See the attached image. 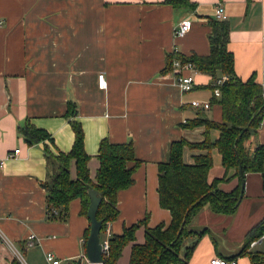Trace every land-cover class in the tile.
Wrapping results in <instances>:
<instances>
[{
    "label": "crops",
    "instance_id": "0c3cea01",
    "mask_svg": "<svg viewBox=\"0 0 264 264\" xmlns=\"http://www.w3.org/2000/svg\"><path fill=\"white\" fill-rule=\"evenodd\" d=\"M163 1L0 0V232L9 241L0 243V264L14 259L49 264L47 253L58 264H89L84 258L89 221L80 214V201L70 203L66 222L45 220V191L40 185L46 178L43 145L28 147L23 141L17 128L25 120L52 136L54 145L47 146L53 153H68L74 135L63 116L67 102L75 103L92 181L99 167L100 141L132 142L141 164L133 173V184L118 193V219L107 226L110 235H121L124 227L146 216L150 228L170 223V213L158 204V165L168 162L172 142L203 141L204 127L182 129L181 124L203 117L221 121L220 107L211 105L212 77L196 72L193 90L182 93L172 75L160 74L175 50L187 57L209 55L208 22L217 5L227 16L228 51L236 76L246 81L255 75L258 84L264 83V0H190L196 5L193 11ZM183 21L190 23L189 31L176 38L174 32ZM193 101L201 107H193ZM204 104L211 106L205 109ZM218 136L219 131L210 130L211 142ZM251 143V150L264 145V126ZM15 150L19 152L13 155ZM199 154L204 152L185 148L184 164L193 165ZM211 155L208 183L222 179L225 172L217 150ZM70 177L75 179L73 162ZM217 188L235 193L240 190L239 176ZM263 218L262 176L245 173L243 196L232 216L205 207L191 220L190 229L206 228L208 233L198 241L188 264L234 257L236 264H252L237 254ZM30 234L35 244L27 248ZM135 240L143 243L142 227ZM130 252L128 245L116 264H128Z\"/></svg>",
    "mask_w": 264,
    "mask_h": 264
},
{
    "label": "trees",
    "instance_id": "16d2710c",
    "mask_svg": "<svg viewBox=\"0 0 264 264\" xmlns=\"http://www.w3.org/2000/svg\"><path fill=\"white\" fill-rule=\"evenodd\" d=\"M161 4L192 11L196 8L190 0H164ZM208 24L211 29L209 55L187 57L179 53L169 54L160 74L171 76L173 62L178 60L182 66L190 63L198 73L212 77L211 105L217 104L220 107L221 121L217 123L203 117L180 125L182 129L204 127L205 132L203 141L199 143H189L184 139L172 142L168 162L158 165V204L161 209L170 213V223H160L150 228L146 216L144 220L124 227L121 235H110L107 239L108 253L101 264H116L128 245H131L128 264H188L198 241L208 233L206 228L190 229L191 220L205 207L214 214L226 216H232L236 212L239 189L235 193L226 194L217 187L221 182L238 177L239 164L242 166L243 176L245 173H259L262 176L264 193V145H256L251 150V141L262 126L264 83L258 84L255 75L246 81L236 76L234 57L228 51V22L214 18L209 19ZM222 76L226 77V81L218 88L219 96H215L214 83ZM76 117V104L67 102L63 118L74 135L73 145L68 153H53L47 146V143L54 145L52 136L35 127L29 120H25L17 128V132L28 147L43 145L46 178L40 185L45 191V220L66 222L73 200L80 201V214L86 216L89 206L87 192L95 190L102 198L96 217L102 222L100 240L103 241L108 224L118 219V193L133 184V173L141 162L135 158L131 141L110 144L104 139L99 143V167L92 181L88 169L90 157L84 150V132L81 124L75 120ZM210 130L219 131L218 139L214 142L210 140ZM185 148L202 151L204 154L195 156L193 165H186L183 161ZM214 149L221 156L225 172L222 179L208 183V172L212 168L211 153ZM71 162L75 166V179L70 177ZM141 227L144 229V241L136 244L135 234ZM88 234L89 228L86 230L85 242ZM262 236L264 218L245 236L237 257L247 256L252 264H264V240L259 243V249L251 251L249 248L252 242ZM232 259L235 260V257ZM12 264L21 262L14 259Z\"/></svg>",
    "mask_w": 264,
    "mask_h": 264
},
{
    "label": "built area",
    "instance_id": "2783aa9c",
    "mask_svg": "<svg viewBox=\"0 0 264 264\" xmlns=\"http://www.w3.org/2000/svg\"><path fill=\"white\" fill-rule=\"evenodd\" d=\"M214 18L216 20L219 21H226L227 20V16L225 14L224 8L221 5H217L214 9ZM189 27H190V23L188 21H183L179 24L178 28L176 29V31L174 32V35L176 38H181L183 36L186 35V33L189 31ZM173 53H178L176 50ZM197 71L195 70L194 66L190 63H187L185 65H181L180 62L178 60H175L173 62V80L175 85L177 86V88L182 92V93H186L192 90L193 86H194V81H193V77L194 74ZM226 81V77L222 76L221 78H219L218 80L215 81L214 83V95L215 96H219V87L223 84V82ZM98 85L101 89H103L105 87V83H104V79L102 75L98 76ZM191 105L195 108H200L201 105L199 102L197 101H193L191 102ZM208 104H204L203 108L208 109ZM262 126H264V114L262 117ZM19 150H15L14 154H18ZM11 157V154L10 156ZM105 239L101 242V246H102V256L104 257L107 253H108V237L110 236L108 229L105 231ZM35 236L33 234H30L28 236V238L26 239L25 242V246L28 247H32L35 244ZM264 240V236H262L259 240L254 241L250 244V248L255 247L257 244L261 243ZM0 243H4V244H8L9 241L2 235V233L0 232ZM46 261L49 264H58V261L54 260V257L51 253H47L46 254ZM210 264H236L235 260H224V259H220V258H213L210 261Z\"/></svg>",
    "mask_w": 264,
    "mask_h": 264
},
{
    "label": "water",
    "instance_id": "95a60500",
    "mask_svg": "<svg viewBox=\"0 0 264 264\" xmlns=\"http://www.w3.org/2000/svg\"><path fill=\"white\" fill-rule=\"evenodd\" d=\"M238 176L240 179V190L236 206H238L242 199L244 189V176L241 164L238 165ZM87 194L89 197V206L86 217L89 221V234L84 245V258L89 264H101L103 262L102 246L100 242L102 222L97 219L96 214L102 198L101 194L95 190H88ZM183 225L184 222L181 224L178 235L180 234ZM76 264H80V261H77Z\"/></svg>",
    "mask_w": 264,
    "mask_h": 264
}]
</instances>
